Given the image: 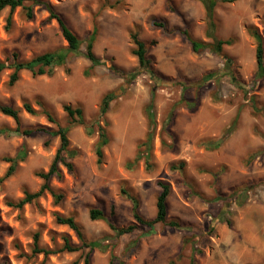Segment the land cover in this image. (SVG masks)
<instances>
[{
	"label": "rangeland",
	"instance_id": "1",
	"mask_svg": "<svg viewBox=\"0 0 264 264\" xmlns=\"http://www.w3.org/2000/svg\"><path fill=\"white\" fill-rule=\"evenodd\" d=\"M43 1L81 40L97 27L93 54L100 65L91 67L85 59L84 42L82 54L69 55L52 76L33 77L23 71L11 86L10 70L0 75V106L19 109L22 128H55L43 115L32 116L23 109L28 102L38 111L42 103L62 127L69 128L70 147L77 151L73 173L61 167L62 179L50 182L59 200L46 192L16 209L8 203L20 200L25 191L39 190L42 180L36 173L48 170L59 139L41 132L0 135V178L10 165L4 158L20 157L13 175L0 185V264H83L88 249L61 251L63 236L75 246L80 242L72 230L57 223V215L73 217L88 242H100L90 252V264H109L111 258L113 264H264V77L253 84L256 44L247 30L258 29L264 40V0H218L212 37L207 35L204 7L194 0H108L115 7L103 9L104 0ZM33 14L27 20L17 8L7 31L8 9L1 12L0 61L13 52L27 61L67 47L57 22L48 21L44 7L35 6ZM154 22H163L166 31ZM183 29L210 44L233 38L223 54L232 59L239 84L218 76L196 85L206 73L222 69L223 61L209 49L195 54L187 39L173 32ZM134 32L142 41L155 43L147 55L165 83L155 86L153 124L146 108L154 83L146 75L138 76L111 101L105 116L109 143L98 165L94 120L102 98L122 86L121 74L138 68L130 40ZM180 99L195 105L192 109L184 103L177 106L168 124L167 116ZM64 105L80 107L86 125L70 123ZM238 114L234 133L217 149L209 148V142L219 140ZM15 127L0 112V131ZM149 132L153 133L151 160L135 163L138 146ZM159 182L170 185L167 219L178 222L180 228L159 223L151 236H143L147 231L143 226L116 236L105 220H90V210L98 209L117 227L134 224L129 196L137 200L141 217L153 219ZM249 186L253 188L239 203L232 193ZM36 233L40 246L54 250V255L31 254ZM15 244L28 258L18 256Z\"/></svg>",
	"mask_w": 264,
	"mask_h": 264
},
{
	"label": "trees",
	"instance_id": "2",
	"mask_svg": "<svg viewBox=\"0 0 264 264\" xmlns=\"http://www.w3.org/2000/svg\"><path fill=\"white\" fill-rule=\"evenodd\" d=\"M198 1L202 4L205 10V16L207 20V25L209 28L208 37H212V33L215 30V7L218 0H194ZM224 3H235L241 0H221ZM35 6H42L49 12L48 21L55 20L59 26L61 35L63 39L67 43V47L63 49H59L54 52L44 53L38 56H35L27 61H22L19 59V56L16 52H13L10 56L6 57L3 61H0V75L5 70H10L11 73L9 75V85H14L19 81L20 74L23 71L29 72L33 77L38 76H52L54 73V68L57 66H61L65 64L69 55H80L82 52L80 51L81 45L85 42L86 49L83 56L91 63V67H95L100 65L99 60L93 54V44L97 35V27L94 26L91 33L86 37L85 40H81L65 23L62 17L55 13L54 10L50 7V5L43 0H0V14L3 10L8 9V15L6 17V25L5 29L9 31L12 27V18L13 13L17 8H20L24 11V15L27 20H32L34 18L33 8ZM105 7L113 8L114 5L110 4L108 0H104V4L102 5V9ZM154 26L160 27L166 31V26L163 22H154ZM247 30L250 36L255 41V59H256V71L254 74V82L258 79L264 77V40L262 35L259 33L258 29L254 27H247ZM173 32H179L191 45L192 51L200 55L206 49L216 53L222 58L223 68L220 70H214L206 73L202 78H200L196 85H203L210 82H213L217 79L218 76H228L231 81H233L236 85L238 83V79L233 74L231 65L232 59L228 57L226 54H223L224 46H231L234 43L233 38H229L226 40H214L213 43L201 42L194 39L186 29L177 30ZM130 40L134 46L132 50V55L137 58L138 68L128 74H121L123 79L122 86L112 92L107 93L101 100L99 107L98 117L95 118L94 123L97 126L98 139L95 148V155L97 158V164L100 165L103 162V149L109 143V135L107 132V127L109 126L108 121L106 120V113L108 112L109 105L111 101H113L118 95L125 93L128 89L130 83L135 80L140 75H146L153 83L154 86L151 92V103L146 108V117L148 121L153 124L154 118L152 113V102L155 95V86L158 83H165V80L158 75L152 67V61L150 57H148V48L149 46H153L155 43L152 41L150 43H146L139 38V34L137 32L130 33ZM186 86V85H184ZM186 105L189 109H192L195 104L187 102L186 100L180 99L170 110L167 116V123L171 124L173 120V113L177 106ZM40 104V110H35L28 102L23 103V109L26 113L32 116L43 115L50 124H53L55 128H50L47 126H38L35 128L25 129L22 128V123L20 120V110L13 108L9 105H1L0 112L11 118L15 123V130H1L0 135L9 136L11 133L20 134L23 136H30L36 132L45 133L48 136L57 137L59 139V147L55 153V156L46 172H38L36 176L42 180V185L39 190L35 193H30L25 191L23 197L17 202H10L8 205L10 207L21 209L23 206L27 204H31L36 201L39 197H41L44 193L48 192L52 196L56 197L57 200L60 199V195H56L50 186V182L52 179L61 180L62 179V171L61 167L64 168L68 173H73L74 166L72 160L77 156V151L70 147V142L68 138V127H62L55 117V115L42 103ZM64 113L70 120L72 124L86 125L83 115V110L80 107H72L70 105H64L62 107ZM239 114L236 115L230 126L225 130L223 136L219 138L216 142H209V148L217 149L219 145L226 141L231 134L237 128ZM100 122L103 124L101 125ZM152 142H153V133L149 132L144 141L141 142L138 146V153L134 158V162L136 163L140 159H144L146 164H149L151 160V150H152ZM164 144V142H162ZM20 159L19 156L13 158H4V160L10 163L8 169L5 174L0 178V185L7 180L16 170L17 162ZM23 159V158H21ZM158 186L160 187V193L157 196L156 200V215L151 220H145L138 212V203L134 197L129 196V199L132 202V216L134 219V224H130L126 227H117L111 221L107 220L102 211L98 209H92L89 212V218L92 221L95 220H105L107 222L108 227L111 231H113L116 236H122L125 234L132 233L139 226H143L147 229L146 232L143 233V236H151L155 233V226L157 224H167L173 228H180L178 222L168 220L167 219V198L170 193V185L164 182H159ZM253 188V186H249V188H245L244 190L235 191L232 193L233 196H236L239 203L245 198L246 192L248 189ZM124 194V192H123ZM56 221L60 225L67 226L70 230H72L79 242L80 246H75L71 243L70 238L68 236H63V247L61 251L66 252H77L80 250L88 249V252L83 256V264H90L89 256L90 252L95 248L100 247V242L91 241L88 242L82 232L80 225L75 221V219L71 216L63 217L60 215L56 216ZM15 249L18 252V256L20 258H28L26 254L23 253L18 244L14 245ZM56 252L49 248H45L40 246L39 244V234L36 233L33 236V244L31 248V254L35 255H43L45 258L49 255H54ZM112 258L110 259L109 264H113ZM71 264H78L77 261H74Z\"/></svg>",
	"mask_w": 264,
	"mask_h": 264
}]
</instances>
